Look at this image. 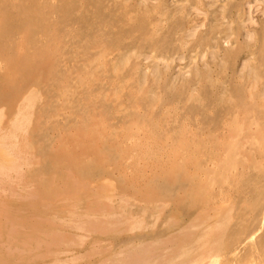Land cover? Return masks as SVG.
Returning a JSON list of instances; mask_svg holds the SVG:
<instances>
[{"label": "rangeland", "instance_id": "374dc122", "mask_svg": "<svg viewBox=\"0 0 264 264\" xmlns=\"http://www.w3.org/2000/svg\"><path fill=\"white\" fill-rule=\"evenodd\" d=\"M143 1L0 0V264H264V19Z\"/></svg>", "mask_w": 264, "mask_h": 264}, {"label": "bare ground", "instance_id": "6f19581e", "mask_svg": "<svg viewBox=\"0 0 264 264\" xmlns=\"http://www.w3.org/2000/svg\"><path fill=\"white\" fill-rule=\"evenodd\" d=\"M139 1H141V2H143V3H145L143 0H139ZM210 1L212 2V0H204V2H205V5L206 6H208V4L210 3ZM256 1V0H255ZM161 3V2H160ZM256 4H257V2H255ZM139 4V3H138ZM154 4V3H153ZM211 4V3H210ZM253 0L252 1H247L246 3H245V8H244V20H243V24L245 25V27L248 29V31L244 34V39H243V41L245 40L246 42H249L250 41V39H251V34L249 33V31L253 28V24H254V21H253V18H252V15H253V12L256 14V12L255 11H253L254 9H256V8H254V6H253ZM108 7H110V6H108ZM162 8V7H161ZM55 10V9H54ZM258 10V9H257ZM139 12V11H138ZM36 13V12H35ZM161 13V12H160ZM262 15V14H261ZM259 17V16H258ZM65 20H67V19H65ZM63 22H64V20H62ZM68 22V21H67ZM65 23V22H64ZM108 25V24H107ZM153 26V25H152ZM198 27V26H197ZM88 28V27H87ZM153 28H154V26H153ZM196 28V27H195ZM195 28H193L191 31L189 30L187 33V37L188 38H191L194 34H193V32L195 31ZM217 36V35H216ZM145 37V36H144ZM143 37V38H144ZM245 43V42H244ZM127 53V52H126ZM126 55V54H125ZM139 55V54H138ZM84 56V55H83ZM93 56V55H92ZM181 56V55H180ZM178 57L177 59H176V62H177V64L178 65H180L181 64V62H182V57ZM149 57L150 56H145L144 57V59L145 60H147V59H149ZM158 58V57H157ZM184 58V57H183ZM150 60V59H149ZM143 61V60H142ZM148 61V60H147ZM155 62H159L161 65H166L167 64V62H168V60L167 59H164V58H158L157 60L155 59ZM98 63V62H97ZM144 63V62H143ZM172 63V62H171ZM154 64V63H153ZM243 66H244V63H241V65H240V69H243ZM156 67V66H155ZM162 67V66H161ZM181 67H182V65H181ZM163 68V67H162ZM165 69V68H164ZM163 69V70H164ZM177 69V68H176ZM153 70V69H152ZM175 70V69H174ZM143 72V71H142ZM57 76V75H56ZM180 76V75H179ZM171 81V80H170ZM142 82H143V80H142ZM85 84V83H84ZM86 86V85H85ZM172 86V85H171ZM120 88V87H119ZM72 91V90H71ZM118 91V90H117ZM124 91V90H123ZM122 93V92H121ZM120 95V94H119ZM150 95V94H149ZM33 98V97H32ZM190 99V98H189ZM145 100V99H144ZM26 101H28V99H26L25 100V102ZM59 101V100H58ZM29 102H30V100H29ZM28 102V103H29ZM31 103V102H30ZM30 103H29V105H30ZM63 104V103H62ZM27 105V107H28V104H26ZM117 107V106H116ZM119 107V106H118ZM153 108V107H152ZM121 109V108H120ZM174 109V108H173ZM170 110V109H169ZM110 112V111H109ZM19 114V113H18ZM170 114V113H169ZM127 115V114H126ZM24 117H21V119L22 118H24L25 119V115H23ZM21 119H19L20 120V122H21ZM24 119H23V121H24ZM27 119V118H26ZM25 119V120H26ZM15 121V120H14ZM13 121V122H14ZM22 121V122H23ZM17 122V121H16ZM16 122H14V123H12V124H14L13 126H15L16 124H18V123H16ZM21 122V123H22ZM25 122V121H24ZM26 122H27V120H26ZM25 122V123H26ZM173 122V121H172ZM11 124V125H12ZM21 125H23V124H21ZM20 124H18V125H16L15 126V128L13 127V128H11V130H9V131H11L12 133H11V135L9 134V132L8 133H6V131H5V133L6 134H8V135H10V136H7L6 134L4 135V133L2 134V135H0V169L1 168H3V169H5V168H13L14 167V161L12 160V156L10 155L11 154V151H9V150H11L10 148L12 147L13 148V146L15 145L14 143V145L11 143V140H13L14 139V137L16 136L15 135V133H16V130H17V132L19 131V129H21V128H23L24 129V127H22ZM154 125V124H153ZM13 129H15L14 130V136H12V134H13ZM22 129V130H23ZM22 130H20L19 131V133L22 131ZM9 138V139H8ZM13 138V139H12ZM18 138V137H17ZM11 139V140H10ZM8 140V141H7ZM16 140V139H15ZM7 141V142H6ZM9 143H11V144H9ZM17 143V142H16ZM15 147V146H14ZM17 153V152H16ZM16 155V154H15ZM14 157H16V156H13V158ZM16 159V158H15ZM18 168V167H17ZM6 169V170H7ZM2 171V170H1ZM8 171V170H7ZM4 173V172H3ZM9 179V178H8ZM262 190V189H261ZM240 200V199H239ZM252 200V199H251ZM259 215H260V217L262 218V222H264V208H263V210H261L260 211V213H259ZM259 217V216H258ZM242 218V217H241ZM254 220V219H253ZM140 222V221H139ZM136 223H137V221H136ZM135 223V225H133L132 227H131V229H136L137 227H139L140 225L139 224H136ZM132 224V223H131ZM139 225V226H138ZM220 226V224H216L214 227H207V229H209V228H214V230H216L218 227L217 226ZM128 226H129V224H128ZM262 226V225H261ZM217 227V228H216ZM129 228V227H128ZM260 228V227H259ZM262 228V227H261ZM130 229V230H131ZM218 230V229H217ZM211 232V231H210ZM217 232V231H216ZM205 234L206 233H204V235L203 236H201V237H199V238H197V241H199L200 240V244H201V246H203L205 243H206V238H205ZM252 236H253V233H252ZM251 236V237H252ZM248 239V238H247ZM247 239H245V240H247ZM249 241H252V239L250 240L249 239ZM253 245V244H252ZM71 260V259H70ZM73 260V259H72ZM71 260V261H72ZM194 264H197V261H195L194 262Z\"/></svg>", "mask_w": 264, "mask_h": 264}, {"label": "crops", "instance_id": "0c3cea01", "mask_svg": "<svg viewBox=\"0 0 264 264\" xmlns=\"http://www.w3.org/2000/svg\"><path fill=\"white\" fill-rule=\"evenodd\" d=\"M247 1H252V0H246V2ZM245 2V3H246ZM255 2H257V4L255 3ZM210 3L212 4L213 3V0H212V2L210 1ZM208 4V6H210L211 4ZM253 6H254V8H256L257 6V8L256 9H254L253 11H257L256 12V14L253 12V15H252V18H253V21H254V24L256 23V22H258L260 19H264V0H253ZM257 5V6H256ZM258 9V10H257ZM262 14V15H261ZM259 16V17H258Z\"/></svg>", "mask_w": 264, "mask_h": 264}]
</instances>
